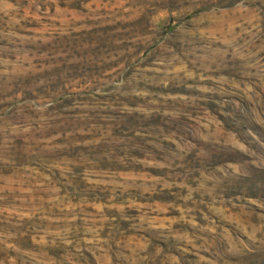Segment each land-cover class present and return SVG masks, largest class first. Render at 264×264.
<instances>
[{"label":"rangeland","instance_id":"374dc122","mask_svg":"<svg viewBox=\"0 0 264 264\" xmlns=\"http://www.w3.org/2000/svg\"><path fill=\"white\" fill-rule=\"evenodd\" d=\"M0 264H264V0H0Z\"/></svg>","mask_w":264,"mask_h":264}]
</instances>
